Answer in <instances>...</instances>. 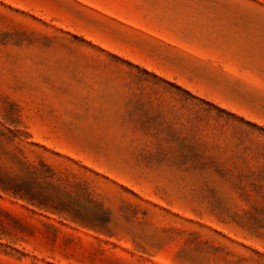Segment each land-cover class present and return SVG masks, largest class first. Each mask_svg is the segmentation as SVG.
I'll use <instances>...</instances> for the list:
<instances>
[{
	"label": "rangeland",
	"instance_id": "obj_1",
	"mask_svg": "<svg viewBox=\"0 0 264 264\" xmlns=\"http://www.w3.org/2000/svg\"><path fill=\"white\" fill-rule=\"evenodd\" d=\"M0 264H264V0H0Z\"/></svg>",
	"mask_w": 264,
	"mask_h": 264
}]
</instances>
